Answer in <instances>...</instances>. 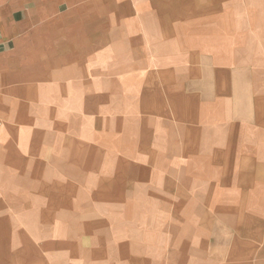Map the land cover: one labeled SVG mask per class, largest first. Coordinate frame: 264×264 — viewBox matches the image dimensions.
I'll return each instance as SVG.
<instances>
[{"label":"crops","instance_id":"1","mask_svg":"<svg viewBox=\"0 0 264 264\" xmlns=\"http://www.w3.org/2000/svg\"><path fill=\"white\" fill-rule=\"evenodd\" d=\"M106 166L264 184V0H0V264H264Z\"/></svg>","mask_w":264,"mask_h":264},{"label":"rangeland","instance_id":"2","mask_svg":"<svg viewBox=\"0 0 264 264\" xmlns=\"http://www.w3.org/2000/svg\"><path fill=\"white\" fill-rule=\"evenodd\" d=\"M151 176L144 167H85L86 182L120 180L121 190L135 196L138 209L157 210L168 224L204 226L218 241L237 239L241 227L249 230L245 239L264 241V184L210 185L207 179L192 178L187 181L194 183L170 185L162 182V174Z\"/></svg>","mask_w":264,"mask_h":264}]
</instances>
